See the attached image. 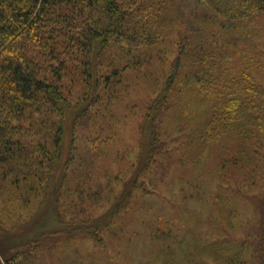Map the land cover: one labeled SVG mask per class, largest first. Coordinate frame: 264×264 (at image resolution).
<instances>
[{
	"label": "rangeland",
	"instance_id": "obj_1",
	"mask_svg": "<svg viewBox=\"0 0 264 264\" xmlns=\"http://www.w3.org/2000/svg\"><path fill=\"white\" fill-rule=\"evenodd\" d=\"M253 20L236 43L204 31L194 40L180 11L156 23L161 35L150 44L106 47L90 66L92 78L103 75L97 112L75 127L67 116L53 168L42 153L54 146L49 123L21 113L12 137L21 155L0 161V264H259L264 95L245 88L264 90V10ZM218 21L208 30L222 31ZM83 56L61 80L72 101L85 90ZM233 93L258 104L257 123L208 136L216 105ZM160 94L152 140L144 123Z\"/></svg>",
	"mask_w": 264,
	"mask_h": 264
},
{
	"label": "trees",
	"instance_id": "obj_2",
	"mask_svg": "<svg viewBox=\"0 0 264 264\" xmlns=\"http://www.w3.org/2000/svg\"><path fill=\"white\" fill-rule=\"evenodd\" d=\"M0 0V161L6 155H21L18 142L13 140L19 130L21 113L35 112L40 123H49L48 133L54 146H43V154L55 167L59 160V143L67 116L72 115V127L88 115H95L93 106L99 100L98 81L103 75L92 78V59L108 46L122 45L134 50L150 44L161 35L156 23L171 20L175 12H183L191 28L192 39L200 34L211 41L232 39L250 33L254 16L264 10V0ZM163 19V20H162ZM218 19L222 31H210L208 25ZM201 36V38H202ZM226 37V39H225ZM208 41V40H207ZM37 47L44 61L42 67L32 55ZM209 53L201 50V59L209 61ZM86 72L82 97L72 101L61 88L65 71H71L79 55ZM212 58V62L213 59ZM179 57L176 59V68ZM52 75H44L46 70ZM193 80L203 81L197 74ZM201 79V80H199ZM209 80V79H208ZM174 81L169 77L168 85ZM208 82V81H207ZM207 82L205 85L208 87ZM252 97H263L264 90L248 84L245 88ZM164 94L158 95L150 106L144 123L154 140L153 123L162 109ZM258 104L244 101L234 93L224 97L222 107L205 124L210 137L225 134L226 129L248 128L259 119L255 114ZM43 118V119H42ZM15 144L16 149L12 148ZM56 142V146H55ZM56 149V150H55ZM24 175V174H22ZM122 206L112 208L104 223L116 216ZM258 245L259 264H264V211ZM88 235L95 238L92 232Z\"/></svg>",
	"mask_w": 264,
	"mask_h": 264
}]
</instances>
